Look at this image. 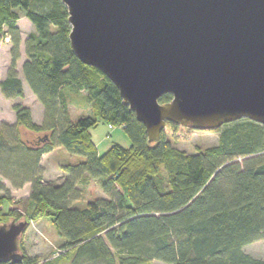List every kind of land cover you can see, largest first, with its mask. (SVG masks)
I'll return each instance as SVG.
<instances>
[{"label":"trees","instance_id":"obj_1","mask_svg":"<svg viewBox=\"0 0 264 264\" xmlns=\"http://www.w3.org/2000/svg\"><path fill=\"white\" fill-rule=\"evenodd\" d=\"M16 10L36 30L25 41L23 75L44 112L37 124L28 107L16 104V122L0 123V179L15 189L30 184L25 199L0 196L1 215L20 221L31 210L34 217L47 213L66 241L62 255L44 261L26 255L22 239V264H61L69 253L71 264H264L244 252L264 239V126L246 119L227 124L218 146L189 155L172 148L168 136L188 140L192 130L168 123L161 139L150 144L118 88L73 52L62 0H0V35L12 43L11 67L0 81L7 99L24 96ZM69 91H85L95 115L73 121ZM172 99L166 94L159 102ZM100 122L122 126L131 147L116 144L101 155L91 134ZM56 148L85 158L65 167L68 175L60 185L43 177L41 164ZM162 165L168 185L160 176ZM86 175L100 182L106 197L80 208ZM7 191L0 180V192Z\"/></svg>","mask_w":264,"mask_h":264},{"label":"water","instance_id":"obj_2","mask_svg":"<svg viewBox=\"0 0 264 264\" xmlns=\"http://www.w3.org/2000/svg\"><path fill=\"white\" fill-rule=\"evenodd\" d=\"M73 52L101 71L157 143L168 123L264 126V0H62ZM171 94V102L159 99ZM28 221L0 225V264H22Z\"/></svg>","mask_w":264,"mask_h":264},{"label":"rangeland","instance_id":"obj_3","mask_svg":"<svg viewBox=\"0 0 264 264\" xmlns=\"http://www.w3.org/2000/svg\"><path fill=\"white\" fill-rule=\"evenodd\" d=\"M20 19L18 21V27L22 34V37H27L31 34H35V27L30 20L26 17L25 12L16 10ZM23 41L20 47L21 58L18 61L17 67L21 64V61L26 57L25 47ZM12 43L9 35H0V70L7 63L11 65L12 62ZM22 73H18V75ZM22 98L7 99L4 97L0 90V121L4 120L6 123H11L16 118V113L13 109L14 105L21 104L28 107L32 112V117L36 123H42V110L41 104L33 96L31 90H25ZM26 93V94H25ZM70 98L72 99L70 104V116L73 121H77L81 117L95 115V107L87 100V93L85 91L71 92L69 91ZM41 118V119H40ZM224 130L221 128L217 131H198L192 130L191 137L188 140H176L171 136L168 139L172 148L175 150L184 152L186 154H196L199 151H205L207 149L216 147L219 145L220 134ZM92 138L97 145L98 152L103 155L112 146L120 145L126 149L131 147V140L129 135L122 126H111L108 123L100 122L97 127L91 130ZM33 136H30L32 139ZM85 158L80 155H72L64 148H56L52 153L45 154L42 157L41 164L43 166V177L54 185H60L64 182L65 177L68 175L65 167L67 165H76L83 162ZM160 176L168 185V172L164 165L160 167ZM7 187V193L0 192V196L6 195L13 201H20L29 196L30 184H26L22 189H15L11 183L4 178L0 179ZM83 189V199L77 203L76 206L80 208L86 207L89 202L95 201L98 198H104V194L100 182L93 179L89 175H86L81 183ZM6 201V200H5ZM6 202H4L5 204ZM7 206V205H6ZM4 205L3 211L7 212V207ZM33 209V208H31ZM0 210V225L12 221L9 215L2 216ZM33 210L29 212L28 218L30 224L27 231L23 236L22 247L24 253L29 257H38L44 261H55L58 256L62 255L66 245V241L61 238L52 222L51 215H42L40 217L32 216ZM72 252V251H71ZM244 252L256 259L264 261V239L258 240L244 248ZM73 253L68 254V258H63L61 264H71ZM152 264H162L160 262H154Z\"/></svg>","mask_w":264,"mask_h":264},{"label":"crops","instance_id":"obj_4","mask_svg":"<svg viewBox=\"0 0 264 264\" xmlns=\"http://www.w3.org/2000/svg\"><path fill=\"white\" fill-rule=\"evenodd\" d=\"M19 26V25H18ZM21 37H22V34H21ZM28 38V36L27 37H22V41H23V44L22 45H24V47H25V41H26V39ZM25 61H26V57L21 61V64L19 65V68L17 67V72L18 73H22V75L20 76V74L18 75V77H19V79H21L22 80V82H23V89L25 90V92H26V90H31L30 88H29V86H28V84L26 83V81H25V79H24V75H23V65H24V63H25ZM10 67H11V65L9 64V63H7L6 65H5V67L3 66V69H1L0 70V81H4L6 78H7V76H8V73H9V70H10ZM1 90V89H0ZM32 92V91H31ZM26 94V93H25ZM33 94V93H32ZM33 96L35 97V95L33 94ZM36 98V97H35ZM36 100H37V98H36ZM38 101V100H37ZM41 106V110H42V115H43V112H44V109H43V106L42 105H40ZM42 119H43V116L41 117ZM40 118V119H41ZM34 120V119H33ZM35 121V120H34ZM2 122H6V121H4V120H2V121H0V123H2ZM16 122V118H15V120L13 121V122H11V123H9V124H14ZM37 124H41V123H37ZM52 153V152H51ZM50 154V153H49ZM48 154V155H49Z\"/></svg>","mask_w":264,"mask_h":264}]
</instances>
